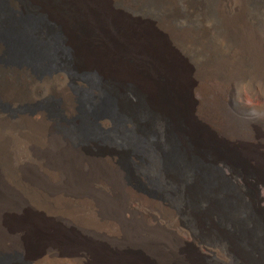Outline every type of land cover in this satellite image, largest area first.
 I'll list each match as a JSON object with an SVG mask.
<instances>
[{
  "label": "bare ground",
  "instance_id": "obj_1",
  "mask_svg": "<svg viewBox=\"0 0 264 264\" xmlns=\"http://www.w3.org/2000/svg\"><path fill=\"white\" fill-rule=\"evenodd\" d=\"M259 16L264 0H0V101L11 108L0 109V264H64L65 248L105 253L140 242L177 257L187 236L240 264L233 240L220 238L218 212L263 250L255 227L238 219L245 199L231 197L237 186L224 167L192 162L181 134L162 150L158 141L168 104L187 93L203 95L208 119L206 104L234 85L264 99ZM53 98L62 122L41 103L21 110ZM263 190L257 185L264 211ZM15 246L23 259L10 256Z\"/></svg>",
  "mask_w": 264,
  "mask_h": 264
},
{
  "label": "rangeland",
  "instance_id": "obj_2",
  "mask_svg": "<svg viewBox=\"0 0 264 264\" xmlns=\"http://www.w3.org/2000/svg\"><path fill=\"white\" fill-rule=\"evenodd\" d=\"M254 24L255 31L264 40V17H257V21ZM71 71L73 73V70ZM71 84L74 88L73 81ZM187 96L186 99L183 97L178 105L168 104L171 107V111L166 113L168 123L167 136L166 138H161L160 136V139H158L160 141L159 147L162 150L165 147L174 145V143H178V134H181L184 147L186 152H188L187 156L192 162L195 158L201 157L208 165L218 163L220 167H224L226 174L232 176L233 183L237 186L230 193L231 197L233 199H245V206L243 205L241 208L244 215H238V219H248L249 223L255 227L257 230V243L259 246L263 245V250L247 245L241 232L236 228L234 229V226L231 225L232 223L227 220L226 212L222 206L221 210L225 213L218 212L221 227L220 238L224 242L233 240L239 250V254L243 257V261L240 264H255L254 262L264 264V211L258 204L257 193V185L261 186L264 183L261 180V177H264V99L263 97L260 98V96L256 97L257 100H255L256 98H250L242 85H234L232 93L228 94L220 103L212 101L206 104L211 117V119H208L202 118L199 113L204 103L203 95L198 91H193L189 94L187 93ZM55 101L59 100L53 98L35 104H28L23 106L21 110L29 111L37 105L43 104L53 119L62 122V118H60L62 116L60 112L58 114L59 110ZM3 103L0 101V109L11 112V108ZM81 106L84 111L82 100ZM133 107L138 111L144 109L140 101ZM77 125H72V127ZM80 138L82 140L87 139L85 135H80ZM98 144L99 149H106L104 142H99ZM16 152H19V149ZM120 157V163L124 170H127L128 178L135 181L127 151L120 149ZM162 158H165V156L163 155ZM161 160L166 167L168 166L171 171L173 170L168 160ZM178 172L176 171L181 176L180 178H183L184 176ZM183 182L188 183V180L183 179ZM139 185L154 195L159 192L157 187L140 180ZM191 186L193 187V183ZM220 192L223 191L220 190ZM236 223L240 224L238 221ZM15 247V249H11L10 256L22 257L23 259L24 252L17 246ZM147 247H149L147 243L141 242L119 247L108 244L105 253L94 252L92 249L85 250L81 248L82 250L74 251L65 248L61 251L59 258L63 260L64 264H75V262L77 264H127V262H130L128 257L123 259L122 256L117 255L124 252V254L131 256L130 258L139 264H237L223 262L222 259L216 257L212 250L201 247L194 238H188V236L179 245V249H176L180 253L179 256L183 259L179 256L158 257L155 253H151L150 247L149 249ZM78 252L81 253L80 256L77 254Z\"/></svg>",
  "mask_w": 264,
  "mask_h": 264
}]
</instances>
